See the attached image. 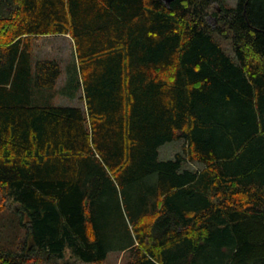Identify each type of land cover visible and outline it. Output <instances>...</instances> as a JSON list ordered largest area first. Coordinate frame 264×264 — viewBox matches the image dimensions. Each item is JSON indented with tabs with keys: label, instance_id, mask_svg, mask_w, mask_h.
Here are the masks:
<instances>
[{
	"label": "trees",
	"instance_id": "16d2710c",
	"mask_svg": "<svg viewBox=\"0 0 264 264\" xmlns=\"http://www.w3.org/2000/svg\"><path fill=\"white\" fill-rule=\"evenodd\" d=\"M216 1L0 0V188L29 238L0 264H264V0ZM62 34L58 90L31 37Z\"/></svg>",
	"mask_w": 264,
	"mask_h": 264
},
{
	"label": "rangeland",
	"instance_id": "374dc122",
	"mask_svg": "<svg viewBox=\"0 0 264 264\" xmlns=\"http://www.w3.org/2000/svg\"><path fill=\"white\" fill-rule=\"evenodd\" d=\"M166 1V0H165ZM237 0H217L209 7V12L217 11L222 6H234ZM216 15H208V21L212 26L218 24ZM221 45L226 53L235 58L231 38L224 36H217ZM32 50L34 58H55L61 64L62 73L56 82V89H60L64 86L67 76L73 77L74 65L76 66L77 60L75 55V48L73 41L69 34L62 35H46V36H33L31 37ZM70 73V74H69ZM76 75L79 76L77 69ZM73 81V80H71ZM72 89V87H71ZM75 97L67 94H60L57 92L53 102L55 105L65 106H78L84 108V99L82 89H78L74 95ZM184 143L182 140L166 142L159 148V158L162 160L173 158L175 152H182ZM184 167L199 169L201 166L198 163L186 161ZM20 208L13 198L0 188V248H10L12 250H19L27 245L29 240L28 235L21 227V222L26 219L23 212H19ZM20 220V223H19ZM125 252L112 251L108 254L103 263H81L70 257L69 253H66L69 264H130V259ZM34 264H46L47 260L41 256H34L32 258ZM74 260V261H73ZM56 264H60L61 260H57Z\"/></svg>",
	"mask_w": 264,
	"mask_h": 264
},
{
	"label": "crops",
	"instance_id": "0c3cea01",
	"mask_svg": "<svg viewBox=\"0 0 264 264\" xmlns=\"http://www.w3.org/2000/svg\"><path fill=\"white\" fill-rule=\"evenodd\" d=\"M68 77V76H67ZM22 229L25 231V226L24 225H21Z\"/></svg>",
	"mask_w": 264,
	"mask_h": 264
},
{
	"label": "water",
	"instance_id": "95a60500",
	"mask_svg": "<svg viewBox=\"0 0 264 264\" xmlns=\"http://www.w3.org/2000/svg\"><path fill=\"white\" fill-rule=\"evenodd\" d=\"M166 2H168V0H166Z\"/></svg>",
	"mask_w": 264,
	"mask_h": 264
}]
</instances>
